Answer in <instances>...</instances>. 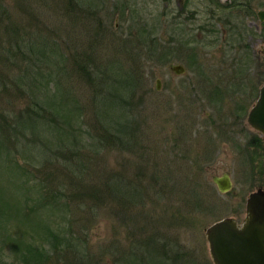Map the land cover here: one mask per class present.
I'll return each mask as SVG.
<instances>
[{"label": "rangeland", "instance_id": "obj_1", "mask_svg": "<svg viewBox=\"0 0 264 264\" xmlns=\"http://www.w3.org/2000/svg\"><path fill=\"white\" fill-rule=\"evenodd\" d=\"M256 3L258 10L264 7V0ZM1 6L6 23L19 24L22 34L31 31L25 35L32 37L26 38L19 51H9L8 32L0 34V49L5 51L0 57V111L13 124L21 119L32 140L19 134L26 147L18 145L14 134L15 143L6 142L9 156L18 159L11 164L0 146V232L11 234V241L4 240L6 245L0 238V264H23L17 256L18 242H31L28 235L40 220L59 216L71 222L77 233L75 243H80L65 259L58 253L48 264H214L206 228L237 214L238 207L244 216L249 193L264 186V147L249 145L258 132L247 121V111L264 83L261 28L253 29L246 39L254 56L248 65L233 61L239 56L235 47L225 51L224 42L216 39L221 31L217 26V34L212 30L205 39L209 46L199 45L193 57L196 61L188 65L187 51L175 49L173 43L170 20L180 9L176 0H0ZM33 14L39 22L34 23ZM145 24L149 36L141 26ZM150 41L153 60L143 67L137 59L150 55L145 44ZM81 54L92 55L102 64L109 74L106 84L99 86L96 80L94 86L80 79L72 68L74 60L84 57L86 64L93 60ZM175 64H182L185 72H173ZM125 72L140 77L136 85L139 105L131 112L117 110L106 117L110 131L126 141L113 139L103 145L93 99H104L111 112L118 109L112 92L120 86L115 78L122 79ZM234 75L252 77L251 97L233 91L238 86L233 88L225 76ZM62 79L70 89L66 100L55 87ZM218 85L223 92L209 95ZM236 97H242L245 105L244 111H237L239 116L231 115ZM223 114L235 119L227 133L219 127ZM61 119H65L63 125H73L74 134L67 131L68 124L65 132L55 127L54 120ZM33 120L52 129L42 137L49 139V145L38 148L45 156L56 162L53 155L58 151L60 161H66L62 152L67 147L77 152L63 166H45L46 174L38 178L53 187L54 200L60 204L36 212L31 210L38 196L32 174L37 166L32 158L33 147L42 143L33 141L34 132L28 129ZM224 173H229L233 183L227 193L213 180ZM112 180L118 193L109 194ZM24 199L26 204L21 203ZM166 247V253L160 252Z\"/></svg>", "mask_w": 264, "mask_h": 264}, {"label": "trees", "instance_id": "obj_2", "mask_svg": "<svg viewBox=\"0 0 264 264\" xmlns=\"http://www.w3.org/2000/svg\"><path fill=\"white\" fill-rule=\"evenodd\" d=\"M45 1H48V0H45ZM5 17H6L5 9L4 7L1 6L0 7V34L1 32H8L7 40H6V43L8 42L10 46L8 47V50L9 51H14V50L19 51L18 49H20L23 46L26 38L27 39L29 38V41L31 40L32 36L30 34H29L30 36L25 35L27 33H30L31 31H26L23 35L22 27H20L19 24L17 23L16 24L13 23V25L11 24V22L10 24L6 23ZM32 19L34 23L35 22L37 23L40 21L39 17H35V14H33ZM141 26L144 28V31L146 30L145 36H149L150 32L146 29V24L141 25ZM36 36L37 37L40 36V33L36 34ZM11 43L13 44L12 47H11ZM125 43L127 45L129 41L125 40ZM145 44L148 48V52L150 53V55L146 57V60H142V57H140L141 55L139 54L140 59H137L139 62H141L143 67L147 66V63L149 60H153L152 53H154V48L151 49V45H153L151 41ZM0 46H1V41H0ZM4 52L5 51H3L1 47L0 57L2 56ZM130 52H133V48H131ZM86 55L89 58L93 57V60L91 62H87L86 64L85 62H82L84 57H80V59L74 60L72 68L79 73L80 79L85 80L88 83H91V82L94 83L93 81L97 80L98 81L97 84L99 86H102V83L106 84L107 80L109 79V74L107 70L102 68V64H99L97 60H95L96 58L94 56L89 55V54H85V55L81 54L79 56H86ZM93 62L95 63L94 65H92ZM119 67H121V65ZM123 74L124 75L122 76V79H119L118 77L115 78V80L120 84V86L114 87V90L112 92V96L114 98L113 103L119 106L118 109L115 108L111 112V109H110L111 107H109V110L105 108L106 103L104 104V99L100 101H98L97 98L93 99L94 104H92V106L95 109V114L99 116L100 119H98V122L100 126H102L101 135L99 134L98 136L102 138L101 144L103 145L110 144V142L113 141V139H118L121 142L126 141V139L116 136L113 134V132L110 131V126L106 122V117L114 113V111L116 112L117 110L118 112H120V111H125L128 109L131 112L134 110L133 108H135L134 105H139L138 104L139 101L136 98L137 97L136 96V90H137L136 85L138 83L137 80H139L140 77H134V75L131 74V72H125ZM94 86H95V83H94ZM55 87L57 88L59 97H61V99L66 100L68 97H70V92H69L70 89L69 90L66 89V85L63 79L61 81H57V83H55ZM131 100H133V102ZM32 112L38 118L39 117L41 118L43 117V119L46 118V115L40 116L39 114H37V112L35 111H32ZM8 120L9 118L5 115V111H0V128H1L0 146L2 145V147L6 149L5 151L6 158H7L6 161L11 164L17 161L18 159L13 158L12 156H9L11 153V150L9 149V147L6 146L7 145L6 142L12 141L15 143V139H16V141L18 142L17 143L18 145L20 143H23L25 145L23 140L27 139L28 141H30L32 140V138L27 134V127L24 124H22L21 119H19L18 121L16 120L14 124L12 123L13 120H10V121ZM63 121H65V119L54 120L55 127L65 132V126L68 124L70 128H68L67 131H71L72 134H74L76 130L73 127V125L69 124L68 122H66V125L65 124L63 125ZM32 123L34 124L29 123L28 129H32L34 132L33 141L42 143L39 146L33 147V149H35V152L32 158L34 167L37 166L34 168L35 170L32 174L35 177L34 188H36V191L38 194L37 198L34 199L35 201H37V203L33 202V204L39 205V206L33 205L31 207V210L33 209V212L34 211L36 212L39 209H47L46 207H53L54 209L55 206L60 204L59 202H57V200H54L56 198V195H55L56 191L53 190V187L50 188L51 185H44L43 179L38 178L39 176L46 174V171L44 169L45 166L46 165L54 166V167L58 165L63 166L65 162L72 161L75 157H77V152L75 149H70L67 147L66 148L67 150L62 152V158L66 161H60L59 155L57 154L58 151H55L53 156H55L56 158L53 157V159H55L57 163L52 161V159H50L49 156H45L44 153H42L38 149L41 147L44 148L49 145V139H46L45 141H43L42 137H43V133H45L47 130L50 131L52 129L49 127V124L47 123L39 124L35 120H33ZM17 125H19V127H17ZM13 126L15 127L13 128ZM10 128L13 130V133L11 134H10V131L12 130H9ZM81 128L82 127H80V129ZM87 133L89 132L87 131ZM14 134H16L15 139L13 138ZM19 134H22V135L25 134L24 139H22V135H19ZM128 141L129 139L127 140V142ZM0 151L2 150L0 149ZM0 155H2V152H0ZM28 162L31 163V161H28ZM40 163H42V165L38 166V164ZM25 171H26L25 174L28 175V172H29L28 167L25 168ZM48 173H51V171H49ZM111 192L113 194L119 192V187L114 183L113 180L109 181V194ZM21 203L26 204V200L24 199L23 202ZM65 219L66 218L59 216L55 218L40 220V222L38 223V226L35 227L32 235L31 234L28 235V236H31L30 241L31 240L32 241L31 242L25 241V243H22L20 241L18 242L21 250L19 251V254L17 256L19 257L20 262L23 264H48L52 262L55 255L58 256V253H63L62 257L65 259L66 255L69 254V251L72 250V248L76 247V243L77 244L80 243L79 241H76L75 243V237H76L75 235H77V233L75 231H74L75 233L73 232L71 222L66 221ZM0 238L2 239L3 242L4 240H6V243H8V241H11V234H8L7 231H5L4 233L0 232ZM3 242H1V244H3ZM6 243L4 242L5 245ZM159 250L162 253H166L168 251V248L167 247L166 249L161 248ZM1 260H3V258H1L0 256V261Z\"/></svg>", "mask_w": 264, "mask_h": 264}, {"label": "flooded vegetation", "instance_id": "obj_3", "mask_svg": "<svg viewBox=\"0 0 264 264\" xmlns=\"http://www.w3.org/2000/svg\"><path fill=\"white\" fill-rule=\"evenodd\" d=\"M176 1L180 3V9L177 12L172 13V17L170 20V24L172 26V34H173L172 37L174 40L173 43L175 44V46H177L175 47V49L187 51L188 55L186 56L185 61L188 65H191L196 61L193 57L195 52H197L195 50L199 49V45H202L204 47H206V45L209 46V43L206 44L205 39L208 36H210L209 34L210 32L214 31L213 33L217 34V31L215 32L216 26L218 27V29L221 30L218 33L219 36L216 39L220 42H224L223 47H225V51L227 47H230L231 49L235 47L234 53L238 52L237 54H239V56L236 59L234 57L233 61H238L237 62L238 65L243 64L242 62H244L245 64L247 63L248 65V62H250L254 58V56L249 53L250 52L248 47L249 44L246 41L247 37L253 34V29L255 31H258V29L261 28L260 35L261 38L264 39V21H261L259 17V11L263 10L264 7L258 10L256 8L257 6L256 0H226L225 2H221L220 0H184L183 2H181V0H176ZM227 12H229L228 13L229 15H226ZM226 16H228L229 21L228 20L225 21ZM232 17L234 18V20L231 19ZM194 24L197 25L195 28H193ZM225 24H227V26L229 24V26L227 27ZM184 26H191L192 28L187 29L184 28ZM178 34L181 35L180 39H178L177 36ZM261 51L264 53V44ZM225 77H229V79H231L233 88L235 85L238 86V88L233 89V91L235 92L242 91L243 93L249 96L251 90L250 87L255 89L254 80L252 81L251 76L234 75V76H225ZM221 79H222L221 77H218L219 81ZM158 80H159V84H158ZM158 80H157L156 88L157 90H160L161 80L160 79ZM193 84L194 83L191 82L190 86H192ZM263 86L264 83L260 87L258 86L259 88L257 89L256 101L252 105V107L247 111V121L252 128L254 127L249 123L248 116L252 108L256 105ZM210 92L211 93L209 95L218 96L223 92V89L221 88L220 85H218L215 86V88L213 87ZM252 94L253 93L251 92L250 97L252 96ZM222 98H226V97H222ZM236 98L237 100L235 102V107L231 109L232 110L231 115L239 116L240 113L237 114V111L240 110L244 111L245 105L243 103L242 97H236ZM232 118L233 117L230 118L225 114L222 120L219 122L220 124L219 127L222 128L223 132L225 129V133H227L228 128L231 129V126L234 125L235 119ZM213 123L214 121L212 122V124ZM254 129L256 130V132H258V134L256 135L257 139L251 140L249 142V145L257 144L259 147L262 148V146L264 147V134L258 131L256 128ZM257 154L259 155V153ZM259 188H262L264 190V186L262 185H260L257 189ZM245 208H246V212L244 216H242L240 213L241 207H238V210H236L237 214L226 216L224 218H233L237 223V225L241 226L245 222L247 217L246 204H245Z\"/></svg>", "mask_w": 264, "mask_h": 264}, {"label": "water", "instance_id": "obj_4", "mask_svg": "<svg viewBox=\"0 0 264 264\" xmlns=\"http://www.w3.org/2000/svg\"><path fill=\"white\" fill-rule=\"evenodd\" d=\"M259 17L264 21V9L259 11ZM171 70L180 75L185 72V67L175 64ZM248 120L264 134V86ZM213 180L222 193L232 190L233 183L228 173L214 176ZM246 205L247 217L241 226L233 218H224L206 228L214 264H264V190L259 188L251 192Z\"/></svg>", "mask_w": 264, "mask_h": 264}]
</instances>
